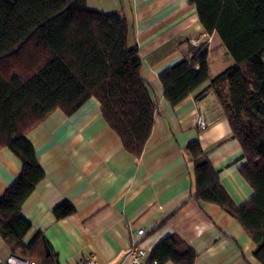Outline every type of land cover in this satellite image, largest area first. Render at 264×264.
I'll list each match as a JSON object with an SVG mask.
<instances>
[{
	"label": "trees",
	"instance_id": "obj_1",
	"mask_svg": "<svg viewBox=\"0 0 264 264\" xmlns=\"http://www.w3.org/2000/svg\"><path fill=\"white\" fill-rule=\"evenodd\" d=\"M207 33L216 32L232 62L210 76L199 47L158 74L170 105L204 83L214 92L241 147L238 171L253 193L236 203L222 185L197 138L182 151L191 167V196L219 205L254 242L264 264V0H189ZM120 9L100 11L84 0H0V149L21 161V170L0 195V236L11 254L37 264H57L40 231L25 240L31 223L21 208L44 178L26 133L56 108L65 114L87 98L98 100L104 121L125 151L139 158L150 135L156 104L141 75L135 43ZM197 64V66H196ZM62 199L55 220L74 213ZM165 219L157 226L162 225ZM161 264H194L196 252L176 233L149 251Z\"/></svg>",
	"mask_w": 264,
	"mask_h": 264
},
{
	"label": "crops",
	"instance_id": "obj_2",
	"mask_svg": "<svg viewBox=\"0 0 264 264\" xmlns=\"http://www.w3.org/2000/svg\"><path fill=\"white\" fill-rule=\"evenodd\" d=\"M88 8L120 9L135 43L141 75L156 104L153 124L139 158L125 151L104 121L99 102L87 98L65 114L56 108L26 133L44 178L21 208L31 228L40 231L57 264H75L93 255L98 264H124L135 231L144 228L142 245L150 250L176 233L196 252L194 264H262L254 242L219 205L191 196V167L182 147L197 138L236 203L253 193L238 171L244 161L239 142L221 106L204 83L172 106L158 74L192 48L206 53L208 73H218L232 58L214 31L207 33L189 0H84ZM202 119L205 128L197 122ZM21 170V161L0 149V195ZM70 201L75 211L55 220L52 207ZM164 220L162 225L157 224ZM11 252L0 236V261ZM164 264H173L166 262Z\"/></svg>",
	"mask_w": 264,
	"mask_h": 264
},
{
	"label": "built area",
	"instance_id": "obj_3",
	"mask_svg": "<svg viewBox=\"0 0 264 264\" xmlns=\"http://www.w3.org/2000/svg\"><path fill=\"white\" fill-rule=\"evenodd\" d=\"M204 122L199 119L197 122L198 127L203 128ZM144 228H138L135 231V235L127 248L125 255L127 262L124 264H161L156 259H149L148 254L150 250H147L142 245V237L145 235ZM0 264H37L33 260H29L24 257H18L16 255L10 254L4 260L0 261ZM75 264H98L96 258L93 255H89L83 259H80Z\"/></svg>",
	"mask_w": 264,
	"mask_h": 264
},
{
	"label": "rangeland",
	"instance_id": "obj_4",
	"mask_svg": "<svg viewBox=\"0 0 264 264\" xmlns=\"http://www.w3.org/2000/svg\"><path fill=\"white\" fill-rule=\"evenodd\" d=\"M196 66H197V64H196ZM210 72L212 71V69L210 68V70H209ZM209 72V73H210ZM203 121V120H202ZM204 124V123H203ZM199 128H201V127H199ZM203 128H205V124H204V127ZM202 129V128H201Z\"/></svg>",
	"mask_w": 264,
	"mask_h": 264
}]
</instances>
